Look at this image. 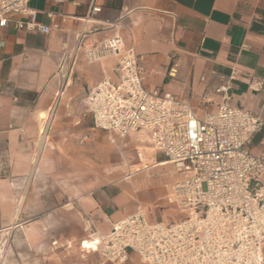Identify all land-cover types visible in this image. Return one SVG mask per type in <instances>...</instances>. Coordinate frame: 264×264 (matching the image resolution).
I'll return each instance as SVG.
<instances>
[{"label": "crops", "instance_id": "1", "mask_svg": "<svg viewBox=\"0 0 264 264\" xmlns=\"http://www.w3.org/2000/svg\"><path fill=\"white\" fill-rule=\"evenodd\" d=\"M26 7L30 16L13 15L0 28V227H13L1 264H108L92 243L82 247L83 216L101 234L138 206L151 224H175L183 218L172 196L181 176L149 151L146 131L120 140L83 116L84 93L104 76L117 81L116 59L88 64L84 48L117 28L146 91L169 93L201 118L216 112L224 85L229 106L264 119V0H28ZM31 17L49 33L14 26ZM247 149L264 155V126Z\"/></svg>", "mask_w": 264, "mask_h": 264}, {"label": "built area", "instance_id": "2", "mask_svg": "<svg viewBox=\"0 0 264 264\" xmlns=\"http://www.w3.org/2000/svg\"><path fill=\"white\" fill-rule=\"evenodd\" d=\"M27 1L0 0V28L13 15L30 16ZM14 26L50 31L33 17ZM115 29L84 48L88 64L115 58L117 81L104 76L84 93L83 116L91 118L94 129L120 138L135 131L149 134L151 148L181 176L172 196L183 218L170 225L151 224L138 206L108 234H101L85 214L87 239L96 241L95 250L111 264H126L131 254L144 264H264V155L247 149L264 119L229 106L224 85L217 89L223 98L216 112L201 118L169 93L146 91L137 56L124 47ZM252 88L258 91L261 84L256 81ZM138 157L143 163L139 152ZM12 228L0 227V264Z\"/></svg>", "mask_w": 264, "mask_h": 264}, {"label": "rangeland", "instance_id": "3", "mask_svg": "<svg viewBox=\"0 0 264 264\" xmlns=\"http://www.w3.org/2000/svg\"><path fill=\"white\" fill-rule=\"evenodd\" d=\"M96 130H98V131H101V130H99V129H96ZM126 137V136H125ZM124 137V138H125ZM120 140H123L124 138H120V137H118ZM149 146V151H152V149H151V146H150V144L148 145ZM137 150V152H139V153H141V155L143 156V152H144V150H143V148H135V151ZM143 158V161L145 160L144 159V157H142ZM136 160V159H135ZM122 175V174H121ZM152 186V187H154L155 185H157V181H152V183L151 184H149V186ZM86 240L87 241H84L83 243H86V242H88L89 241V239H87L86 238ZM83 243H82V247L84 248V246H83ZM89 251H91L90 249H88ZM93 253L95 254V255H98V257L100 258V260L101 261H103V262H105V263H108V264H110L109 262H106V261H104L102 258H101V256H100V254L98 253V251H93ZM126 264H144V263H142V262H140V260H138L137 258H135V261L134 262H131V263H126Z\"/></svg>", "mask_w": 264, "mask_h": 264}, {"label": "bare ground", "instance_id": "4", "mask_svg": "<svg viewBox=\"0 0 264 264\" xmlns=\"http://www.w3.org/2000/svg\"><path fill=\"white\" fill-rule=\"evenodd\" d=\"M165 162V161H164ZM166 164H168V162H165ZM89 243H92L94 246L90 247V248H95L96 249V241H88ZM83 246H86L85 243H83ZM85 248V247H84Z\"/></svg>", "mask_w": 264, "mask_h": 264}]
</instances>
